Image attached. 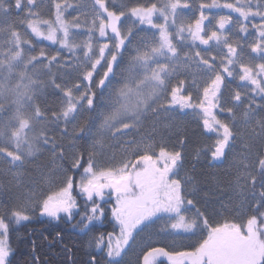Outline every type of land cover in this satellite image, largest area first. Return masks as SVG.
Returning <instances> with one entry per match:
<instances>
[{"label":"snow or ice","instance_id":"6c2138e0","mask_svg":"<svg viewBox=\"0 0 264 264\" xmlns=\"http://www.w3.org/2000/svg\"><path fill=\"white\" fill-rule=\"evenodd\" d=\"M14 6L22 9L25 3L15 0ZM26 6L28 15H34L31 9L36 6L35 0H27ZM11 7L8 0H0V12L4 17L11 12ZM66 7L68 5L63 6ZM188 7L187 3L181 5L180 0L159 8L156 3L132 7L130 16L152 30L151 35L137 38L135 44L133 27L121 30L125 11L119 14L110 11L105 0H94L93 20L84 41L78 42L74 35V31L82 27L81 21L78 18L66 20L60 4L55 5V21L28 20L27 26L36 37L58 43L73 54L82 52L83 64L77 58L74 68L80 73L78 79L87 81V84H60L55 78L44 81L37 64H41V71L52 76L51 68L57 57H47L48 64L43 65V49L39 56L28 55L25 46L30 41L23 40L22 34L15 30L19 25L8 24L5 20V26L0 27L3 35L0 41V156L10 158L11 163L22 164L24 159L34 157L41 147L48 145L49 122L56 125L62 122L65 125L63 135H69L68 125L85 112L91 114L89 124L82 127L73 124L71 134L77 139L91 140L92 151L72 152L68 161L63 152H55L61 145L54 144V154L68 167L57 168L46 181L48 187H42L39 194L22 193L23 203L17 205L18 210L11 211L7 207L0 210V264H11L7 239L9 224L5 222L9 211L17 222L29 220L24 213L36 209L52 219H59L61 213L72 217L78 208L77 198L73 195L77 189V194L86 198L81 223L85 218L92 221L97 214L104 215L97 198L104 202L106 196L109 199L114 197L111 213L119 234H108L109 264H120L117 258L126 253V246L130 245L136 232L161 219L165 221L161 229L163 234L195 235L200 230L203 234L201 241L191 251L146 247L142 249L137 264H156L159 257H166L171 264H264V120L259 122V133L249 135L251 143L244 147L241 160L235 163L236 186L242 195L250 193L255 201V205L250 206L254 214L246 224L210 222L205 212L184 194L181 180L174 178L182 161L181 152H170L158 142L149 143L154 139L155 131L147 139L140 136L149 114L155 117L176 106L193 112L202 111L203 127L217 136L213 144L205 146V152H210L211 158L216 160L226 157L236 138L229 123L217 119L213 112L224 96L225 74L229 78L238 75L246 87L250 85L246 95L242 96L240 91L231 95L233 104H240L248 97L254 100L255 96L264 100V62L255 64L246 59V56L256 54L264 61V0H237V3L224 4L212 0L211 4L198 6L200 12L194 22L178 23V10ZM212 8L231 10L238 14V18L206 15L205 9ZM157 17H162L164 22L156 23ZM256 19L260 22L251 25L255 37L250 43L233 41L227 34L232 26L238 33H249L248 22ZM212 20H215V26L209 31L205 22L211 23ZM170 27L175 31H170ZM96 30L98 37L95 36ZM185 34L201 45L215 42L219 47L217 55L205 56L200 51H185L181 55ZM94 37L95 41L107 39L110 43L94 42ZM125 52L127 60L124 59ZM70 63L65 61V64ZM193 64L195 72L191 71ZM95 75H101V78L94 86L100 91L108 89L107 102L100 105L102 110H98L96 91L93 90ZM181 76L192 77L191 82L180 79ZM49 86L61 93V110L51 116L35 103ZM190 89L196 91L195 98ZM194 99L199 102L194 103ZM251 107L250 103L245 116H249ZM226 111L235 116L232 108ZM129 135L133 139H123ZM156 147H159L158 154ZM190 182L185 180V183ZM35 186L39 185L29 187ZM88 203L92 205L90 210ZM103 242L101 235L97 244Z\"/></svg>","mask_w":264,"mask_h":264},{"label":"rangeland","instance_id":"374dc122","mask_svg":"<svg viewBox=\"0 0 264 264\" xmlns=\"http://www.w3.org/2000/svg\"><path fill=\"white\" fill-rule=\"evenodd\" d=\"M168 1L174 2V0ZM22 2L25 3V7L20 10L26 12L27 20L25 23L22 24L21 21L17 19V17H15L12 13H9L7 17H4L3 14L0 13V27L5 26L4 22L6 20L8 24L19 25L15 28V30L22 34L23 40L28 41L26 39V35H30L37 41L45 42L49 45L57 46L60 50H64L61 58L58 59V62L55 64V66L62 71L61 73L63 75L66 73L67 75L69 73H74L77 75V77L75 79H66L59 83H67L69 85L74 83L87 84V81H80L78 79L80 73H78L74 68L77 63V58H80L79 62L83 64L82 52L77 51L73 54L70 53L68 49L61 48V45L58 43L53 44L51 41H48L43 37H36L35 34L31 32V28L27 26V21L37 19L55 21L57 11L55 5L60 4L62 8L64 5H68V7L63 8L64 18L69 21L73 18H78L81 21L82 27L75 30L74 35L78 42L84 41L88 38V28L91 26V22L93 20L94 0H35L36 6L31 9V12L34 13V15L31 16L28 15L29 9L26 6L27 0H22ZM217 2L220 4L237 3V0H217ZM185 3H187L189 7L178 10V23L180 21H183L185 24L194 22V20L199 16L200 9L198 6L200 4H197L196 0H180L181 5ZM52 5L54 12L51 19L40 16L38 12L41 11L42 7ZM205 14H210L211 16L217 18L219 15H231L233 20L238 18L237 13L224 8H212L210 10L205 9ZM155 22L163 23L164 21L162 17H157L155 18ZM259 22V19L248 22L249 33L247 34L238 33L235 26L230 27L227 34L232 37L233 41L239 40L241 44L250 43L255 37V33L252 31L251 25L258 24ZM205 25L210 31L215 26V20H212L211 23L206 21ZM41 27L43 28L44 26L41 25ZM129 27H133V30L136 31L134 44L137 38L152 34L150 26L146 24L140 25L135 17L131 18L128 16V20L125 25L121 26V30L126 31ZM169 30L173 32L175 31V29L172 27H170ZM110 34L111 33L109 32V35ZM95 36L98 37V30H96ZM185 36L186 38L181 55H183V52L185 51L189 53L200 51L201 54L205 56L217 55L219 47L215 44V42L210 41V44L206 46L201 45L199 41H192L190 37H187V34H185ZM2 39L3 35L0 33V41H2ZM94 42L110 43V41L107 39L95 41V37ZM247 51L248 50L246 49V53ZM217 58L219 59L218 56ZM124 59L127 60V52H125ZM246 59L252 61L255 64L264 62L256 54L246 56ZM65 61H70L71 63L65 64ZM42 64L44 65L43 62ZM41 68V64H37V69L40 71V76L44 80L41 75ZM191 71H196L194 64ZM238 71L239 69L237 68V72ZM117 76H119V72H117ZM100 78L101 75H95L93 82V90L96 91L97 96L96 103L98 110H102L100 105L102 102H107L108 98V89L100 91L94 86ZM180 79H186L188 82H191L192 77L181 76ZM249 89L250 85L246 87L245 82L240 81L238 75L234 78H229L225 74V81L222 85L224 96L222 98L221 104L218 106V108L214 109L213 112L215 115H217L219 120L229 123L230 127L233 128L236 138L233 142L232 148L228 151L224 164L216 165L215 167L201 166V163H206L210 154V152H205V146L208 144H213L217 139V136L214 132L209 134L208 130L203 127V122L201 121V117L203 116L202 111H192L194 113V117L190 115L186 116L182 115L179 110L176 109V106L169 111L160 112V114L155 117L149 114V119L145 121V127L140 133V136H144L145 139H147V136L155 131L156 135L153 140L148 141L149 143L158 142L160 146L166 147V149L170 152H181L182 161L179 163L177 168L178 175L174 178L181 180L184 194L188 199H192L202 212H205V214L209 217L210 222L213 224L225 222L246 224L247 219L254 214L250 207L255 205V201L251 199V194L249 193L247 195H242L241 189L235 184V163L241 160L244 147L251 143V141L248 139L249 135L253 132L257 134L259 133V122L264 120V100H261L259 96H255L254 100L252 97L245 98L240 104H233L230 100L231 95H234L235 91H240L243 96L246 95ZM190 91H192L193 97L195 98L197 94L196 91L193 89H190ZM193 102L198 103L199 101L194 99ZM35 103L39 105L41 109L43 108L39 96L35 100ZM161 103L166 102L161 101ZM250 103L252 104L250 114L249 116H245V110L249 108ZM256 105H260L261 107L257 108ZM227 108L233 109V112L235 113L234 117L231 113L226 111ZM221 109H224V111H221ZM52 113L53 112L47 111L49 116H51ZM90 115L91 114L85 112L82 116H79L77 121H74L73 124H78L81 127L86 126L89 124ZM73 124L68 125L69 135H63L62 130L64 129L65 125L62 122L58 125L49 122L48 130L46 132V135L49 137L48 145L41 147L40 151L34 157L24 159L22 164L19 162L11 163L10 158L5 159L0 156V210L2 209L3 204V200L1 198H5L6 194H8L11 198V202L13 204L12 210H18L17 205L23 203V200L21 199L22 193H32L34 195L39 194L42 191V187H48L46 181L51 174L55 173L57 168L62 167L66 169L68 167L67 163L58 159L54 154V144L61 145L60 148H56L55 152H63L66 160L68 161H70L72 152L80 153L92 151L91 140L86 141L85 139H77L75 135L71 134ZM153 125H155V128L152 127ZM76 131H79L78 127ZM161 137L163 138L162 140ZM136 138L139 139V137ZM123 139L131 140L133 139V136H125ZM70 145H74V147H70ZM9 150L12 149L10 148ZM114 151L118 152L119 149H114ZM155 151L158 154L159 147H156ZM245 163L247 162L245 161ZM203 168H207L205 169L206 173L204 174L201 172ZM41 177H43V180H41ZM186 179L190 180L191 182L185 183ZM30 185L39 186L29 187ZM78 191L79 190L77 189L76 192L78 193ZM77 193H73L78 201V208L74 210V213H82V211H85V202L82 201V199L86 198L78 195ZM188 193H191V195H188ZM108 200L110 199L107 196L105 197L104 202H101L97 198V203L101 205L105 202H108ZM112 202L114 204V197H112ZM101 207L104 208L103 205ZM24 214L28 215L30 219L37 218L38 216H46L40 214L39 209H36L35 212H25ZM185 214L188 215L189 213ZM61 215L67 214L61 213L60 216ZM8 216H11V213H8ZM22 222H24V220L19 221V223ZM164 224V219H161L156 221L154 224H150L147 227H144L142 230L136 232L135 238L130 241V245L126 246V253L117 258L120 261V264H137L138 257L142 256V249H145L146 247H162L168 251H191L202 239L203 234L200 232V230H197L195 235L174 236L171 234H163L161 229L164 227ZM115 234L118 235L119 230ZM107 239L108 236L103 242L105 246ZM105 251L107 253V246L105 247ZM156 264H171V261L166 257H159L156 261Z\"/></svg>","mask_w":264,"mask_h":264},{"label":"trees","instance_id":"16d2710c","mask_svg":"<svg viewBox=\"0 0 264 264\" xmlns=\"http://www.w3.org/2000/svg\"><path fill=\"white\" fill-rule=\"evenodd\" d=\"M196 1L197 4H210L212 0ZM105 2L110 11H116L117 14L120 11H125L126 16L122 17L120 25L122 26L126 24L132 7L156 3L159 8L170 1L105 0ZM8 3L12 6L10 13L17 17L22 24L25 23L27 20L26 12L15 8V0H8ZM121 5L124 7H121ZM53 12L52 5L42 7L38 13L40 16L51 19ZM0 13L2 14V12ZM130 17L132 18V16ZM26 39L31 43L25 46V51L28 55L39 56L41 49L45 51V58H42L44 65L48 64L47 57L56 56L58 62L64 52V50L58 49L57 46L37 41L30 35H26ZM51 72L52 76H48L47 73L41 71L44 81L55 78L56 83H59L63 80L77 77L74 73L63 75L62 71H58L55 65L52 66ZM39 97L43 110L47 109L48 112L60 111L61 93L58 90L50 86L46 87ZM201 166L203 167L204 165ZM205 169L207 168L201 170L202 174L206 173ZM257 191H260L259 186H257ZM1 199L3 200L2 209L7 207L13 211L10 196L6 194L5 198ZM82 201L86 203V199H82ZM102 205L104 206L103 216L97 214L96 219L89 221L85 218L82 223L81 220L85 211H82V213L75 212L72 217L61 215L59 219L38 216L22 223L16 222L11 216H7L5 222L9 224L8 241L11 248L9 257L11 264H90V262L91 264H108L110 259L105 251L106 246L104 243L98 245L97 241L101 235H103L105 240L109 233L118 232V228L115 227L116 222L111 213V209L114 206L112 198ZM87 207L90 210L91 204L88 203ZM88 214L91 215V212L89 211Z\"/></svg>","mask_w":264,"mask_h":264},{"label":"flooded vegetation","instance_id":"af4514ba","mask_svg":"<svg viewBox=\"0 0 264 264\" xmlns=\"http://www.w3.org/2000/svg\"><path fill=\"white\" fill-rule=\"evenodd\" d=\"M177 110H179V112L182 114V115H186V116H192L194 117V113L192 112L191 109H187V108H180L179 106L176 107ZM216 118H217V115H216ZM203 119H204V116L201 117V121L203 122ZM219 119V118H217ZM209 134H211V132L208 131ZM228 154V153H227ZM227 157V155H226ZM226 157H225V160H226ZM225 160L223 162V164L225 163ZM213 162V159L211 158V155L209 154V158L207 159L206 161V164L211 166V167H215L216 165L212 163ZM222 164V163H221ZM220 164V165H221Z\"/></svg>","mask_w":264,"mask_h":264},{"label":"bare ground","instance_id":"6f19581e","mask_svg":"<svg viewBox=\"0 0 264 264\" xmlns=\"http://www.w3.org/2000/svg\"><path fill=\"white\" fill-rule=\"evenodd\" d=\"M212 163L215 164V165H220V163H217L215 160H213ZM201 164L204 165V166H207V167H211V166L207 165L206 163H201Z\"/></svg>","mask_w":264,"mask_h":264},{"label":"water","instance_id":"95a60500","mask_svg":"<svg viewBox=\"0 0 264 264\" xmlns=\"http://www.w3.org/2000/svg\"><path fill=\"white\" fill-rule=\"evenodd\" d=\"M215 161H216L217 163H222V162L224 161V157L219 158V159H216Z\"/></svg>","mask_w":264,"mask_h":264}]
</instances>
